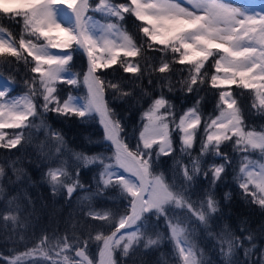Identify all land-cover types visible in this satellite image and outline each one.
I'll list each match as a JSON object with an SVG mask.
<instances>
[{"label":"snow or ice","instance_id":"obj_1","mask_svg":"<svg viewBox=\"0 0 264 264\" xmlns=\"http://www.w3.org/2000/svg\"><path fill=\"white\" fill-rule=\"evenodd\" d=\"M186 3L190 7L179 0H126L123 3L98 0L95 5L90 0H0V20L22 23L18 37L0 24V57L22 60L32 73L38 74L25 81L28 87L25 95L10 96L12 89L8 86L0 89V148L23 146L26 134L30 140L33 130H44L50 148L44 152L42 142L41 152L57 163L56 167L48 168L47 183L53 195L64 189L69 198L78 188L83 190L79 167L100 166L97 183L100 191L96 195L111 186L118 188L121 197L128 202L123 214L93 209L85 213L92 220L110 222L115 229L110 234L97 232L94 237L89 234V240L102 243L100 264H117L113 255L117 249L128 256L136 245L145 249L158 247L165 239L173 246V264H206L202 259L203 251L193 243L194 233L200 228L212 235L213 216L219 204L211 194L203 201L193 202L184 182L190 186L201 174V157L206 154H214L222 162L210 165L203 176L207 178L210 173L213 184L220 180L231 163L220 148L225 142H231L234 151L242 157L238 169L239 187L251 196L252 202L264 208V130L248 128L238 96L231 90L233 85L251 90L252 107L264 113V0L260 3L253 0L248 7L237 6L229 0H186ZM90 13L102 14L106 22L94 19ZM125 14L140 22L137 27L143 35L141 41L124 27ZM79 50L87 57V70L82 73L86 95L81 98L69 91L62 99L58 83H66L72 89L81 84L80 74L71 71L74 53ZM149 50L164 54L159 67L150 65L147 59L144 67L138 60L128 59ZM169 54L171 62L167 60ZM210 59V67L214 69L211 74L206 71ZM117 63L137 80L149 67L164 74L171 71V63L186 65L188 77L183 85L187 92L196 91L194 86L204 83L218 90L217 114L204 121L199 107L201 101L196 100L176 117L173 106L161 95L152 99L144 112L138 142L131 148L121 138V122L109 109L104 91L107 86L122 96L132 93L124 92L119 85L106 82L98 75ZM49 111L82 120L98 115L104 138L115 149L114 156H89L68 149L63 135L53 131L42 118ZM202 125L204 137L200 154L192 157L191 149ZM4 129L20 131L8 134ZM174 132L179 137L180 152L190 160V167L176 162L182 176L179 184L169 182L155 167L161 155L174 153ZM66 154L75 162L77 171H69V161L63 158ZM254 154H258V159L252 158ZM106 159H114L115 164L105 163ZM3 175L4 169L0 168V177ZM26 199L31 204V198ZM27 210L17 203L6 215H0V219L16 227L21 212ZM153 217L164 218L166 234L155 232V238L148 234ZM133 226L134 230L129 231ZM70 239L76 243H70ZM216 239L225 258L224 264H236L232 257L238 248L244 249L246 258L255 249L251 234L240 238L224 230ZM245 240L251 248L244 247ZM87 244L88 241H79L76 236L57 237L53 242L45 235L31 249L9 258L8 264H94L89 259ZM257 264H264V258Z\"/></svg>","mask_w":264,"mask_h":264},{"label":"trees","instance_id":"obj_2","mask_svg":"<svg viewBox=\"0 0 264 264\" xmlns=\"http://www.w3.org/2000/svg\"><path fill=\"white\" fill-rule=\"evenodd\" d=\"M97 1L90 0V3L94 5ZM114 2L123 3L126 0H114ZM122 23L137 41L143 39V35L137 27L140 22L135 17L125 14ZM0 24L16 37L19 36L22 29V23L17 21L3 19L0 20ZM25 55L27 54L25 53ZM164 58L163 53L149 50L142 53L141 56L128 59L138 60L141 67L145 66L147 59L150 65L159 67ZM28 60L31 61V58L28 57ZM167 60L171 62V54L167 56ZM211 63L210 59L206 65V71L209 74L214 71L210 67ZM72 64L71 71L80 74L81 79L82 73L87 67L81 50L74 53ZM34 75L37 74L32 73L30 66H26L22 60L17 62L14 57H0V77L12 84V91L26 94L28 87L25 81L30 80ZM98 75H101L106 82L119 85L124 92L132 93L130 96H122L115 89L106 86L104 99L109 109L114 111L115 118L121 122V138L133 149L142 129L144 112L148 109L151 100L161 95L173 106L172 111L176 117H179L187 108L192 107L196 100L201 101L199 107L204 121H208L210 117L217 114L218 90L211 88L210 84L204 83L194 86L197 88L196 91L187 92L183 85L188 77L186 65L171 63V71L164 74L152 71V68L149 67L142 78L137 80L132 73L124 72L120 64L117 63L98 72ZM149 79L152 83H149ZM170 86L171 90H169ZM58 88L62 99L67 97L69 91L73 95L81 94L83 90L81 85L72 89L63 82L58 83ZM231 90L238 96V102L244 110L248 128L257 131L264 130V113L252 107L251 90L241 89L235 85L231 86ZM145 92L147 95L144 94ZM42 118L53 131L63 135L68 149L83 152L89 156L101 155L106 158L114 156L113 148L104 138V132L98 122L97 115L94 118L82 120L79 117H65L49 111ZM36 122H40L39 118ZM3 131L11 134L20 130L4 129ZM203 137L202 125L197 133L194 147L191 149L192 157L199 156ZM42 142L45 145L43 151H49L50 145L45 139V131L36 132L33 130L30 140L27 138V134L25 140H22L23 146L17 145L11 149L0 148V168L4 169V175L0 177V215H6L7 210L14 208L17 203L22 208L27 207L28 209L21 212L20 223L16 227H13L11 222L6 225L0 219V264H8L9 258L31 249L45 235L52 238L53 242L55 238L64 236L69 238L76 236L79 241H88L89 259H92L96 264L102 243L94 239L89 240V234L93 237L97 232L110 234L115 229L110 222L92 220L85 213L89 209H93L97 212L110 211L123 214L128 202L121 197L118 188L111 186L103 190V194L96 195L100 191L97 188L101 171L98 164L79 167V181L83 185V190L78 188L71 198L67 196L64 189L53 195L47 183L46 173L50 166L56 167L57 163L42 154L40 147ZM173 147L174 153L161 155L155 167L157 172L165 174L169 182L179 184L182 181V176L177 169L176 162L181 161L190 167V160L188 155L180 152L179 137L175 132L173 133ZM220 148L231 159V163L226 167L220 180L213 184L210 173L207 178L203 176V171L207 170L210 165L222 162L214 154H206L201 157V174L191 182L190 186L188 182H184L193 202L203 201L208 194H211L219 204V210L213 216L212 235H209L208 230L197 228L193 243L203 251L202 259L206 264L208 261H211V264H224L225 258L221 255L220 243L216 239V235L224 230L240 238L251 234L255 244L254 251L246 258L244 249L238 248L232 259L236 261V264H245L246 260L247 264H257L264 258V208L252 202L251 196L245 194L239 187L238 169L242 159L241 154L234 151L231 142L221 144ZM63 158L69 161L70 172L77 171L75 162L70 155L66 154ZM112 160L114 159H106L105 163H111ZM85 196H90L91 199L84 200ZM26 197L31 198V204L27 202ZM33 207L35 208L34 212L32 211ZM155 232L166 234L167 226L163 217L159 220L155 217L152 218L148 234L155 238ZM69 242L76 243L71 239ZM244 247L251 248L252 245L245 240ZM134 248L135 250L130 249L128 256L117 249L113 254L117 264H173L175 253L172 244L166 239L158 247L145 249L142 245H136ZM34 258L42 259L41 257Z\"/></svg>","mask_w":264,"mask_h":264},{"label":"rangeland","instance_id":"obj_3","mask_svg":"<svg viewBox=\"0 0 264 264\" xmlns=\"http://www.w3.org/2000/svg\"><path fill=\"white\" fill-rule=\"evenodd\" d=\"M98 2V1H97ZM179 2H181L182 4H184L185 6H189L190 7V5H187V3H186V0H179ZM229 2H232V3H234V4H236L237 6H240V7H248L249 5H250V3H252L253 2V0H229ZM254 2L255 3H260V0H254ZM95 5V4H94ZM90 15H93L94 16V19H96V20H99V21H101V22H106V21H104V17H103V15L102 14H99V13H90ZM55 35V34H54ZM52 51H54V52H57V51H61V50H59V49H52ZM82 51V50H81ZM82 53H83V51H82ZM121 55H122V53H121ZM83 56L85 57V60H86V65H87V57L83 54ZM29 58H31V57H29ZM87 70V67H86V69L84 70V72ZM38 75V74H37ZM80 81H81V87H82V93L81 94H73V96H78V97H81V98H83L85 95H86V92H87V90H86V88L83 86V83H82V81H83V75H82V78L80 79ZM5 86H8V87H10V89H12L11 88V86H12V84L11 83H9V81L8 80H6L5 78H3V77H0V89H2L3 87H5ZM10 96H21V95H25V93H16L15 92V90H13V91H11L10 92V94H9ZM7 98V97H6ZM188 109V108H187ZM186 109V110H187ZM186 110H184V111H186ZM183 114V113H182ZM181 114V115H182ZM97 118H98V122L100 123V117L97 115ZM101 124V123H100ZM102 125V124H101ZM102 127H103V125H102ZM141 131V130H140ZM103 132H104V129H103ZM140 133V132H139ZM114 150V152H115V149H113ZM253 159H258V154H256L255 156H253L252 157ZM111 164H115V161L114 160H112V162H111ZM117 171H119V172H123V169H117ZM125 175H128L127 173H124ZM115 179V178H114ZM131 230H134V226H133V228L132 229H129V231H131ZM100 258V259H99ZM100 261H101V256H100V251H99V253H98V255H97V260H96V264H100Z\"/></svg>","mask_w":264,"mask_h":264},{"label":"water","instance_id":"obj_4","mask_svg":"<svg viewBox=\"0 0 264 264\" xmlns=\"http://www.w3.org/2000/svg\"><path fill=\"white\" fill-rule=\"evenodd\" d=\"M109 143H110V146L114 149V147L112 146L111 142H109ZM121 231H123V230H121Z\"/></svg>","mask_w":264,"mask_h":264},{"label":"bare ground","instance_id":"obj_5","mask_svg":"<svg viewBox=\"0 0 264 264\" xmlns=\"http://www.w3.org/2000/svg\"><path fill=\"white\" fill-rule=\"evenodd\" d=\"M100 259V258H99Z\"/></svg>","mask_w":264,"mask_h":264}]
</instances>
